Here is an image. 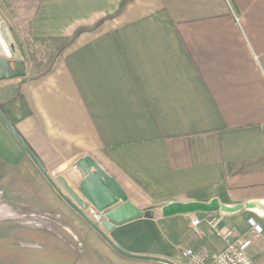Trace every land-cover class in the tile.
Instances as JSON below:
<instances>
[{"label": "crops", "instance_id": "1", "mask_svg": "<svg viewBox=\"0 0 264 264\" xmlns=\"http://www.w3.org/2000/svg\"><path fill=\"white\" fill-rule=\"evenodd\" d=\"M25 5L0 0V19L26 71L0 82V111L48 172L88 156L136 208L154 212L115 226L109 238L127 253L182 264V249H224L222 232L208 222L222 216L219 228L249 239L253 259L263 261L264 219L254 214L164 218L159 210L174 202L264 201V0ZM41 47L48 63L35 74L40 69L29 57ZM39 181L41 191L28 186ZM25 210L61 215L66 236L59 238L77 255L68 264H148L113 251L58 197L0 120V216ZM250 217L262 227L259 237ZM193 218L199 237L190 231ZM17 226L0 223V244L13 248L23 231Z\"/></svg>", "mask_w": 264, "mask_h": 264}, {"label": "water", "instance_id": "2", "mask_svg": "<svg viewBox=\"0 0 264 264\" xmlns=\"http://www.w3.org/2000/svg\"><path fill=\"white\" fill-rule=\"evenodd\" d=\"M25 75V63L9 28L0 19V82L23 78ZM0 120L58 197L113 251L130 260L176 264L163 258L127 253L109 238L108 234L115 226L141 217L151 219L154 212L151 209L136 208L116 180L97 161L88 156L75 157L54 171L48 172L1 111ZM90 208L101 215L99 223L90 220L86 213ZM242 211L264 219V201H251L243 205H220L217 200L209 203L174 202L161 207L159 214L164 218L215 212L223 216H232Z\"/></svg>", "mask_w": 264, "mask_h": 264}, {"label": "rangeland", "instance_id": "3", "mask_svg": "<svg viewBox=\"0 0 264 264\" xmlns=\"http://www.w3.org/2000/svg\"><path fill=\"white\" fill-rule=\"evenodd\" d=\"M12 1L15 4L26 2L24 10L28 11L33 10L38 2V0H9V2ZM39 51L41 54L37 53L29 57L40 69L35 74L42 73L41 69L45 68L48 63L47 49L41 47ZM28 186L34 187L36 191H41L44 184L40 182L39 184H28ZM2 217L0 216V223L18 225L17 228H22L23 231L21 236L18 235V231H15V234L20 237L12 240L13 248L8 247V243L0 244V264H68L77 260L76 253L69 250L59 238L62 234L65 235L61 229L63 223L61 215L53 212L25 210L20 211L16 216ZM140 262L156 264L147 261Z\"/></svg>", "mask_w": 264, "mask_h": 264}, {"label": "built area", "instance_id": "4", "mask_svg": "<svg viewBox=\"0 0 264 264\" xmlns=\"http://www.w3.org/2000/svg\"><path fill=\"white\" fill-rule=\"evenodd\" d=\"M87 215L93 223L101 221V215L93 209L86 211ZM222 216L210 218L209 224L217 231L222 232V238L225 243L224 249L216 254H208L201 250L185 248L180 251L182 264H264L263 261H255L251 255L252 243L249 239L237 235L233 229L219 228V223ZM200 220L193 218L190 222V231L193 235L199 237ZM247 224L256 237H259L262 232V227L254 218H248Z\"/></svg>", "mask_w": 264, "mask_h": 264}]
</instances>
